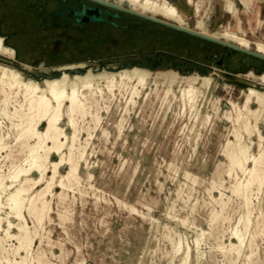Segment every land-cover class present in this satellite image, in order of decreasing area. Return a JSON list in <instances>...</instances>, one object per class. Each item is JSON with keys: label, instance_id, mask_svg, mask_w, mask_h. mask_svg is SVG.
<instances>
[{"label": "rangeland", "instance_id": "1", "mask_svg": "<svg viewBox=\"0 0 264 264\" xmlns=\"http://www.w3.org/2000/svg\"><path fill=\"white\" fill-rule=\"evenodd\" d=\"M169 1L185 15L189 27L195 29L198 16L194 5H187V0ZM203 1L201 14L204 17L209 9V2ZM223 5L224 2L218 0L219 12ZM219 16L220 14L218 18ZM219 24L221 23H217L214 16L210 30L217 31ZM14 28L19 32L22 30L18 25ZM8 31L11 32L12 29H0V35L5 37V43L13 47L16 54L12 58L0 55V63L3 61L2 63L23 71L27 77L40 81L46 77L58 76L64 71L54 62H40L35 66L32 64L33 60L22 55L20 59V53L14 45L23 48L35 39L27 28L12 37V40L7 37ZM140 48H145L147 53L162 49L176 56V64L173 63L176 68L168 58H164L163 62L168 65L158 68H153L152 63L141 59L113 66L95 65L90 63L93 59L62 64H76L77 67L67 69L72 74L83 73L89 68L95 71L103 68L114 71L140 66L154 72L176 70L181 75H214L215 80L206 93L207 96L201 97L199 102L203 104L202 117L209 114L211 118L206 121L197 120L189 108L184 109L180 98L175 99L170 95L168 100L165 99L166 85L162 81L155 83L154 79L137 97L136 104L128 105L130 94L123 95L118 90L116 98L110 102L100 101L102 121L98 128L92 129L95 124L90 116L85 121H80V126L85 130L81 134L83 143L88 137V127L95 136L89 140L87 154L81 161L79 189L67 190L64 199H61L59 193L63 189L54 188L51 219H46L42 228L39 226L42 236L39 235L36 239L34 255L45 253L54 264H169L173 255L171 244L182 240L185 245L190 243L193 248L190 264H264V185L261 188L255 184L251 187V204L245 207L242 197L232 190L236 179L235 175H229L227 170L230 160L223 153L227 141L235 140L234 122L227 117V113L233 110L231 101L243 105L244 91L248 87L264 89V84L256 77L245 76L249 71L258 75L264 72V61L253 60L244 54H237L231 59L224 56V48L218 44L151 21L144 25L140 33ZM251 50H255L254 44L251 45ZM222 56L223 64L218 67L216 60ZM179 57L192 59L203 66L183 63L178 60ZM211 68L230 72L251 84L236 82L231 77L211 71ZM174 88L180 97V84H176ZM251 106L256 107L257 104L252 103ZM123 116V133L120 135L117 124ZM7 121L4 122L3 130L11 127V123ZM44 126L45 124L41 128ZM104 129L108 134L103 133ZM260 129L264 135V119L260 123ZM253 139L251 150L258 154L259 140L257 136ZM7 141L14 148V160L19 162L24 155L20 151V143L15 142L14 134ZM124 161H127L126 164ZM67 169L68 165L65 164L61 167V172L65 173ZM3 171L7 172L8 166H4ZM90 173L93 174L92 177ZM238 175L240 179H246L241 171H238ZM220 191L225 195L222 198ZM132 206L140 210V213L131 210ZM260 207L262 208L258 209ZM60 214H65L67 219ZM215 214H218L216 218ZM240 215L244 217L240 219ZM27 218L34 229L33 220L29 215ZM236 227L241 228L245 240H248L244 241L240 250L229 247L230 240L237 241L231 234ZM245 227L247 228L244 229ZM13 230L17 231L15 228ZM248 232L251 234L249 237ZM197 237L199 254L195 250ZM9 243H16V240L9 241L7 247ZM178 263L179 258L175 260V264Z\"/></svg>", "mask_w": 264, "mask_h": 264}, {"label": "bare ground", "instance_id": "2", "mask_svg": "<svg viewBox=\"0 0 264 264\" xmlns=\"http://www.w3.org/2000/svg\"><path fill=\"white\" fill-rule=\"evenodd\" d=\"M107 1H113L120 6L134 11L160 17L181 26L189 27L185 15L169 0ZM187 2L190 5H194L196 15L198 16L194 26L195 30L215 38L224 39L249 50H251V45L254 44L255 51L264 55V42H252L243 33L231 28L211 31L208 28L206 19L201 14L203 0H188ZM246 4H249V2H246ZM225 6L227 11L232 15L236 16L238 14L234 0H226ZM239 30L243 32L241 27H239ZM15 54V49L8 46L5 43V37L0 35V55L12 58ZM2 62L0 63V264H54L45 253L40 252L41 254L34 255L36 239L39 235L42 236L39 226L42 228L44 221L51 219V212L53 210L52 197L55 195V187L63 189L59 193L61 199H64L67 190L75 191L79 189L81 184V161L85 159L87 154L89 140L93 138V135L95 136L91 128L88 127V137L86 138V142L83 143L81 134L84 127L80 126V121H85L90 116L91 121L95 124L92 129L96 130L102 121L100 101L110 102L113 98H116V90H118L123 95L125 93L130 94V97L127 99L128 105L136 104L137 97L141 95L143 89L154 79L155 83L162 81L166 85L165 99L168 100L170 95H173L175 99L180 98L184 109L189 108L197 120L202 119L206 121L211 118L209 114L205 118L202 117L201 105L203 104L199 102L201 97H204L213 85L215 80L214 75H201L198 73L181 75L176 70L154 72L145 67L132 66L114 71L105 68L95 71L93 68H89L83 73L74 74L64 70L58 76L46 77L40 81L27 77L23 71ZM68 66L71 68L77 67L76 64ZM245 76L256 77L264 84V72L258 75L253 71H249ZM199 83L200 85L198 86L197 84ZM176 84H180V97L175 92L174 87ZM244 94L245 102L243 105L231 101L233 110L227 113V117L234 122L235 140L227 141L223 148V153L230 160L227 171L230 176L235 175L236 179L232 190L242 197L243 205L249 207L251 204L249 193L251 187L254 184L259 188L264 185V135L260 129V123L264 119V89L260 90L250 86L244 91ZM171 102L172 100H170V104ZM252 103H256L257 106H251ZM6 119L11 123V127L8 130H3L5 126L4 122L7 121ZM124 120L125 117L123 116L117 124L120 135L123 133ZM44 124V128H41ZM103 133L108 134V131L104 129ZM13 134L15 142L20 143L22 148L20 151L24 153L23 158L19 162L14 160L12 153L14 148L12 149V144L7 141ZM246 136L248 141H246ZM254 136H257L259 140L258 154L253 153L251 150ZM3 152L7 153L3 155ZM54 156H57V158H54ZM4 160L5 162L3 163ZM8 161L10 164L7 165ZM65 164L68 165V169L65 173H62L61 167ZM4 166H8L7 172L3 171ZM238 171H241L245 175V180L240 179ZM92 176L93 174L90 173V177ZM211 183L214 184V182ZM215 185L214 187H216ZM219 195L222 198L224 193L220 191ZM118 202L120 203V200ZM131 208L136 213H140V210L136 207L132 206ZM218 214H215L214 218ZM27 215L33 220L34 229L30 226ZM60 215L62 218H66L65 214ZM240 216V219L244 217V215ZM251 216L253 217L254 215ZM250 222L252 223V221ZM4 223H6V226ZM250 227L252 228L251 225ZM14 228L17 231H14ZM240 230L241 228L238 229L236 227L231 233L237 241L230 240V249L240 250L243 247L244 241H248L245 240ZM248 235L251 234L248 232L247 237H249ZM13 240H16V243H9V247H7L6 244ZM170 242L172 243L171 239ZM195 244L196 253L199 254V237L196 238ZM171 245H173V255L169 264H175L177 258H179L178 264L191 263L193 248L190 243L185 245L182 240H179L178 242L173 241Z\"/></svg>", "mask_w": 264, "mask_h": 264}, {"label": "flooded vegetation", "instance_id": "3", "mask_svg": "<svg viewBox=\"0 0 264 264\" xmlns=\"http://www.w3.org/2000/svg\"><path fill=\"white\" fill-rule=\"evenodd\" d=\"M43 4L41 19L34 9L22 8L19 0H0V29L11 28L7 37L18 35L27 28L34 41L16 50L26 59H40L46 64L81 60H140V19L125 12L113 16V8L91 0H30ZM111 2V1H110ZM87 6L83 26L74 21V13ZM101 10V11H100ZM101 14L104 21L92 23L88 17ZM67 19L63 20L62 17ZM71 18V20H68ZM114 21L117 25H113ZM21 26V32L14 27ZM141 31V32H140Z\"/></svg>", "mask_w": 264, "mask_h": 264}, {"label": "water", "instance_id": "4", "mask_svg": "<svg viewBox=\"0 0 264 264\" xmlns=\"http://www.w3.org/2000/svg\"><path fill=\"white\" fill-rule=\"evenodd\" d=\"M91 1H93L94 3H97L99 5H102V6H107V7L113 8L115 10V12L113 13V16L116 18L120 17V13H119L120 11L125 12L129 15H134L135 17L140 19V23L138 24V26H140V27H144V25L148 21H151V22L158 23V24L164 25L166 27H169L173 30L184 32L186 34L201 38V39L206 40L208 42L218 44L219 46L224 48V51H225L224 56L227 55L231 59H233V57L237 54H244L253 60H263L264 61V55L255 51V50H249V49L243 48V47L238 46L234 43L228 42L224 39L215 38V37L210 36L208 34L201 33L200 31L192 29L190 27L181 26L179 24H176L174 22H170V21L165 20V19L160 18V17H155L152 15L140 13V12L134 11L130 8L120 6L114 2H110L107 0H91ZM19 3H20L22 8H26L27 10L34 9L35 11H38L39 13H36L37 17L40 19L42 18L41 14L44 12L43 4L37 3L35 1H30V0H19ZM86 15H87V6H83V8L81 10H78L74 13V16H75L74 21L79 26H83V22H84L83 18ZM62 19L65 20V19H67V17L64 16V17H62ZM68 20H71V18H68ZM88 20H89V22L97 23V22L104 21L105 19L101 14L94 13L88 17ZM112 24L117 25L114 21H112ZM145 51H146L145 48H140V59L146 61L147 63H150V64L152 63L151 65L153 68H155V67L158 68V67H163L165 65H168L167 62L164 63L165 65L163 64V62L165 61L166 58H168L171 61L172 66L174 68H176V65L174 66V64H176V62H175L177 59L176 56L168 54L165 50H162V49H156L153 51V53H147ZM178 60H180L181 62L186 63V64L197 65L198 67L203 66L197 62H194L192 59H188L186 57H179ZM133 61H135V60L134 59H128L126 61V63L130 64L129 62H133ZM223 61H224V57L222 56L221 58L216 60V65L218 67L222 66ZM40 62H42L40 59H35V60H33L32 64L36 66ZM78 63H81V62H78ZM84 63H86L85 65H87V62H84ZM90 63H93L95 65L104 64L106 66H110V65L113 66L115 64H121V65L123 64L122 62H120L118 60H94V61H91ZM70 64H73V63H70ZM70 64H62L59 66L62 67L61 69L67 70V69H71V67L68 66ZM79 67H83V66H79ZM210 70L217 72L221 76L231 77L236 82H239L242 84H251L250 82H248L244 78L235 76L232 73L225 72L219 68H211Z\"/></svg>", "mask_w": 264, "mask_h": 264}, {"label": "crops", "instance_id": "5", "mask_svg": "<svg viewBox=\"0 0 264 264\" xmlns=\"http://www.w3.org/2000/svg\"><path fill=\"white\" fill-rule=\"evenodd\" d=\"M222 1L224 5L221 8V12H219L217 7L218 0H208L209 9L204 18L207 21L209 29L212 28V20L215 16L217 23H221L219 24L218 30L231 28L232 30L243 33L252 42H264V0H234L238 9L236 16L227 11L225 6L226 0ZM246 2H249V4H246ZM187 5L190 4L187 2ZM219 14L220 16L218 18ZM239 27L243 29V32L239 30Z\"/></svg>", "mask_w": 264, "mask_h": 264}, {"label": "trees", "instance_id": "6", "mask_svg": "<svg viewBox=\"0 0 264 264\" xmlns=\"http://www.w3.org/2000/svg\"><path fill=\"white\" fill-rule=\"evenodd\" d=\"M211 43V42H210ZM19 58L21 59V53H20V56H19Z\"/></svg>", "mask_w": 264, "mask_h": 264}]
</instances>
